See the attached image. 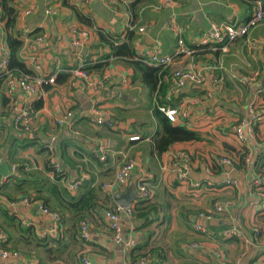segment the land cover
I'll use <instances>...</instances> for the list:
<instances>
[{"label":"crops","instance_id":"1","mask_svg":"<svg viewBox=\"0 0 264 264\" xmlns=\"http://www.w3.org/2000/svg\"><path fill=\"white\" fill-rule=\"evenodd\" d=\"M30 1L38 3L40 7L37 12L26 18L23 24L19 22V14L14 9L12 0L10 6L16 13V28L22 33L26 30L22 35L26 37L31 31L39 29L34 36L26 37L28 41L40 35L42 30L45 32L44 42L33 47L32 52L40 58L43 73L51 69L54 58L62 68L69 64L72 51L69 48L70 37L66 27L70 24L83 27L89 32L90 45L86 51L96 44L94 29L110 36L118 34L122 38L126 28L134 27L136 39L132 46L136 58L147 51L168 55L174 50L175 40L179 37L185 45H193L209 31L212 23H220L229 18L231 23L239 24L252 10V6L247 8V3L243 0H175L178 7L173 10L153 12L150 9L144 12L141 7L137 13L138 18L134 21L128 11L132 0H89L88 5L82 8L74 7L68 0H49V6L57 11L56 16L45 15L40 0ZM67 6H72L91 21L92 27L78 23ZM171 13L174 14L175 26L180 31L178 35H173L165 26ZM3 24L4 21L0 19L2 41L5 37ZM149 24V30L141 34L137 32L138 27ZM145 37L150 38L147 40L150 45L142 43ZM248 40L257 44L253 53L245 51ZM121 42L122 39L117 41L118 44ZM25 68L32 73L30 66L25 65ZM178 68L200 70L202 84L187 83L181 89H173L169 74ZM209 68L215 69L210 73ZM161 71L163 81L169 86L167 97L171 95L173 99H177L178 94L182 96L177 105L208 90L211 74H221L224 77L217 95L192 106L183 121L186 124H181L185 129L199 134L200 141L176 144L161 156H155L148 151L155 122L145 106L143 111L150 116V125L142 131L146 135L143 140L127 142L129 136L141 134L126 126L123 129L121 125L125 123L117 122L116 112L124 110L123 106H129L128 97L133 96L135 90L140 91L144 99H135L139 107L137 111L141 110L144 102L146 103V90L137 82L131 83V70L118 60L109 58L101 75L90 73L92 77L106 76L102 88L91 99L69 88L67 82L62 85L53 84L49 89L45 87L44 102L36 110L32 130L26 135L12 129L10 105L27 103L30 98L17 90L7 89L5 80L10 76V72L0 73V164L21 168L14 175L16 178L7 183L5 192L12 199H18L20 192H16L14 185L20 180L28 193L37 198L35 200L44 199L47 207L63 214L62 224H58L54 229L52 223L43 218L34 205L9 209L0 204V210L6 209L7 214L16 220L9 222L0 211V229L4 232L3 245L6 249L17 250L19 254L18 259L0 261V264H79L77 257L80 250H85L93 263L125 264L130 248L125 249L122 245L111 242V233L102 214L106 207L114 205L112 196L115 193H125L128 186L135 184L138 178L143 179L151 191L149 201L160 207L157 214L159 221L148 228L152 231L148 247L162 248L165 258L161 264H264V250L256 251L247 259L245 256L241 258V253L245 251L242 241H224L217 238L220 230L231 227L242 230L249 238L248 231L252 227L261 229L264 234V119L254 127L253 168L243 170L241 167L240 158L246 148L234 141L231 131L232 125L245 114L247 101L253 97L256 99L257 91L264 87V21L251 30L247 39L228 44L226 53L208 51L182 56ZM252 74L255 76L251 82L240 83L241 78ZM19 76L20 74L11 77ZM123 80L125 83H122ZM230 89H235L241 94L240 99L236 100L244 103L242 106L225 98ZM2 99L7 101L6 107L1 105ZM91 103L104 108L107 116L118 125L116 130L94 126L83 116ZM66 110L74 112L73 118L70 119L71 127L59 129L54 126L52 119ZM51 139L63 172L56 181L45 169L46 154L44 150L42 152L43 145ZM101 142L108 143L111 153H114L108 154L104 162H99L93 153L96 145ZM126 148H129V153L138 160V165L133 169L125 186L108 192L102 185L111 183L120 160L117 153ZM178 152L188 155L189 159L187 162H180V167L186 171L190 182L198 183L197 188L177 180V174L172 171L170 160ZM225 155L232 159L235 167L237 166L234 174L236 188L225 186L220 171L214 174L210 168L209 160H213L214 165L219 167L217 157ZM259 176L262 183L258 188H254L252 180ZM75 180H80L81 185L71 194L66 191V187ZM47 187L55 188L52 195L46 190ZM90 189L93 191L89 208L77 211L78 207L75 205ZM3 198L0 197V203L5 201ZM214 202H228L231 206L214 220L202 222L204 234L195 232L192 228L193 216L197 212L207 211ZM77 216H83L88 223L90 240L87 243L80 242L77 238ZM21 218L31 224L30 229L34 237L19 230L18 221ZM134 227V220L131 224L125 218L120 220L121 235L125 239L131 230L137 240L139 234L134 231ZM188 243H197V247L187 250Z\"/></svg>","mask_w":264,"mask_h":264},{"label":"built area","instance_id":"2","mask_svg":"<svg viewBox=\"0 0 264 264\" xmlns=\"http://www.w3.org/2000/svg\"><path fill=\"white\" fill-rule=\"evenodd\" d=\"M43 8V13L49 16H56L57 11L53 7L49 6V0H40ZM106 2V0H101ZM76 8H82L88 5L89 0H68ZM14 9L19 14V22L23 24L24 20L30 15L38 11L40 5L36 2L30 0H12ZM178 7V3L175 0H157V2L150 6L151 11L160 10H173ZM263 9L260 1H255L253 8L251 10L250 16L244 23L235 24L231 23V19L227 18L220 23H212L210 29L204 36L194 44L195 47L205 48L207 51L212 53H226L227 46L237 40H245L249 37V33L255 27H257L263 17ZM166 28L173 34H180L179 29L175 26L174 14L171 13L169 18L165 23ZM151 28L149 25H143L138 27V33H144L146 30ZM128 29H132L128 27ZM22 32V31H21ZM66 32L69 39V48L72 51L70 56L69 64L66 68H62L59 62L54 58L51 62V69L46 70L44 73L42 71V63L40 58L33 52V47L41 45L45 40V32L42 33L32 40H27L24 35H22V47L18 51V58L28 67L32 68L31 75L20 74L18 78H10L9 76L5 80V86L9 90H17L22 94L26 95L30 100L25 103L22 102L21 105L12 103L10 105L11 115V126L12 129L19 134H29L32 130L33 123L36 118V111L32 107V103L35 101L44 102L45 87L54 84L57 74L64 73L67 75V85L72 90L76 91L78 94H82L91 99L94 94H96L103 86L106 76L92 77L87 73L84 68L93 63L94 59H84V55L81 54L83 49L88 48L90 45L89 32L77 25L70 24L66 27ZM26 30H23L22 34H25ZM2 33L0 31V73L7 74V58L8 52L4 42L2 41ZM257 44L254 41L248 40L245 45V51L253 53L256 50ZM195 51L188 48L179 37L176 40V46L170 55H160L155 51H147L142 53L140 56L136 57L135 60H139L141 63L148 67H161L166 68L170 66L174 61H177L182 56H191ZM215 68H209L211 70ZM255 74L246 75L240 79L241 84L246 82H251ZM224 81L223 75H212L210 76L209 89L204 90L199 96L190 97L181 101L175 107H161L158 111L163 114L165 119L171 124L183 123L187 118L188 111L195 104L201 103L203 101L209 100L215 97L220 91L221 85ZM169 82L173 89L178 90L186 86L187 83L194 85H201L203 82V77L200 70H193L191 68H178L171 71L169 76ZM122 83H125L123 80ZM256 99L253 97L249 99L245 105V114L237 119L234 126L232 127V136L234 141L246 148V152L242 159V166L244 169L253 168L252 153L253 146L255 143V133L254 127L256 124L260 123L264 119V87L259 89L256 93ZM10 113V114H11ZM74 116V112L71 110H66L63 113L57 114L53 117L52 122L57 128L71 127L70 119ZM83 116L88 118L92 125L97 127H105L111 129L115 125L110 121L107 116V112L100 105H95L91 103L89 107L83 113ZM112 130V129H111ZM139 141V137L136 135H131L127 138V142ZM44 148L48 153L47 162L51 167L53 173H58L61 171L59 162L54 155V147L52 139L45 143ZM94 156L99 162H104L106 156L111 153L109 144L106 142L98 143L93 151ZM120 157L119 163L113 173V178L111 183H106L102 185V188L108 192H111L114 188H122L126 185L131 177L133 169L138 165V160L135 157L129 155V148L123 149L117 153ZM189 159L188 155L184 152H178L171 157L170 167L177 175V180L181 182H186L189 186L197 188L198 183L190 182L187 179L186 171L182 170L180 167V162H187ZM217 164L220 168V175L222 183L225 186L232 188L237 187V181L234 178V174L237 169L234 167L231 159L225 156L217 157ZM17 168L15 165H9V172L6 176L0 179L3 181L9 175L16 172ZM259 176L252 180V185L254 188H258L262 179ZM81 181L75 180L68 184L66 191L69 193H75L80 187ZM136 198L139 200H147L151 197V191L147 187L145 181L138 178L135 183ZM264 202V201H263ZM34 205L35 209L39 214L47 219L55 229L56 223L58 221V215L55 212H50L47 208H44L39 202H29L26 198H20L12 202H7L5 204L9 209H14L17 207H29ZM228 202L219 203L214 202L209 207L207 211L197 212L192 218V228L195 232L205 233V228L202 226V222H209L215 219V217L220 216L222 213L226 212L230 208ZM262 208H264V203H262ZM125 218L129 224L133 221L132 215V205L126 208H119L114 206L113 210L103 211V219L106 221L108 230L111 233L110 240L115 245H122L125 249L132 248L135 243V237L133 232L128 231V236L125 241H122V235L120 230V220ZM18 226L22 229L30 228L31 224L26 222L24 219H19ZM257 227H252L248 233H250V238L247 237L242 230L231 227L225 228L218 232L217 238L219 240H230L234 239L237 241H242L244 244L245 251L241 253V258L245 256L247 259L253 253L258 250H264V234L261 233ZM4 232L0 229V245L3 242ZM77 237L80 242L87 243L90 240V232L88 223L82 220L77 225ZM197 247V243H188L186 245L187 250H194ZM250 251V252H248ZM249 255L247 256V254ZM218 257H220L218 255ZM19 255L15 251H10L7 249L0 248V261L16 260ZM78 263L79 264H103V263H93L85 250L78 253ZM125 264H150L148 259L133 260L128 262L126 259Z\"/></svg>","mask_w":264,"mask_h":264},{"label":"trees","instance_id":"3","mask_svg":"<svg viewBox=\"0 0 264 264\" xmlns=\"http://www.w3.org/2000/svg\"><path fill=\"white\" fill-rule=\"evenodd\" d=\"M156 1L155 0H132V2L128 6V11L131 13L133 20L135 21L138 18L137 13L141 7H143L144 12H148L149 7L152 4H154ZM255 1H260L262 9H263V13H264V0H243L244 3H247L246 6L249 9L251 6L253 8V4ZM10 2L11 0H0V19L4 21V24H3V30L5 32L4 43L6 45V49L8 52L6 69L7 71L10 72L9 74L10 77L11 76L17 77L19 74L31 75L29 71H27V69L25 68V65L18 58V51L22 45V33L20 30L16 28V13L10 6ZM144 3H145V7L143 6ZM68 8L73 12L72 15L75 17V20L78 23L86 27H89V28L92 27L93 23L91 21H89L87 18L82 16L78 11L74 10L72 6ZM249 16L250 15H248L246 18H248ZM246 18H244L241 21V23H244L247 20ZM263 21H264V15L261 19L260 24ZM130 24L132 25L133 23H130ZM133 28L134 27H132V29L126 28L123 32L122 38H120V35L118 34L116 36H110V35L104 34L103 32L97 29H94V35L96 36V39H97L96 44L92 45V48H90L89 51H86V55L84 56L85 60L89 58H93L94 62L87 65L84 68V70L89 74L93 73L95 75H101L104 72L106 61L109 58H114L115 60H118V62L121 63L124 67H128L131 70V73H132L130 77L131 83L137 82L141 86H143V88L146 90L145 107L147 110L150 111L151 117L153 118L155 122V126L153 128L152 135L150 137L151 143H150V146H148V151L150 152V154L154 153L155 156H161L163 153H165L168 149H170L176 144L199 142L200 141L199 134H197L196 132L187 130L179 124L169 123L165 119L163 114H161L158 111V108H161V107H175L177 103L180 101L182 96L178 94L177 99H173L171 95L169 96V98L167 97L169 86L163 81V78H162L163 73L161 71L164 68L148 67L144 65L143 63H141L139 60H135V54L133 51L132 42L136 38L134 36ZM38 31L39 29H35L31 31L29 34H27L26 37L29 38V37L34 36ZM120 39H122V42L118 44L117 41L119 42ZM175 43H176V40H175ZM187 47L195 51L193 55H197L200 52H208L205 48L195 47L194 44L189 45ZM66 81H67V75L64 73H59L57 74L55 78L53 86H55V84L62 85ZM49 88L50 86H48V89ZM1 105L3 107H6L7 101L2 99ZM40 106H41V102L39 101H35L32 103V107L35 111L38 110ZM110 121L116 125L115 121L112 118L110 119ZM108 130H111V129L108 128ZM135 131L137 132V130ZM140 134H141L140 136L136 135L139 137V141L146 138V135L144 134V132H141ZM44 145H43L42 152L44 150L46 154L45 169L46 171L52 174L53 180L56 181L58 180L59 177L62 176L63 172L62 171L58 173L52 172V169L48 165V162H47L48 153L46 149L44 148ZM244 154L245 153H243L240 158V162H241L240 164L242 168H243L242 159L244 157ZM54 155L56 156L55 150H54ZM129 155L131 156L130 153ZM225 157H229V156L225 155ZM209 165H210V168L213 170L214 174L220 171L219 167H216L214 165L213 160H209ZM234 167H235V164H234ZM19 169L21 168L20 167L17 168V170ZM17 170H16V173H17ZM15 174L9 175L3 181H1L0 197H4L3 199L5 201H3L0 204H3L4 206L7 202H12V201L17 200V199H12V197L9 196V194L5 192V187L7 183L10 180H14L16 178L14 176ZM14 188L16 192H20V195H19L20 197L18 199L26 198L29 202L41 203V205L44 208H47L48 211L55 212L58 215V221L56 223V226L58 224H62L63 214L57 212L55 209H51L47 207L44 202V199H41L43 202L39 200H35L37 198L31 196V194L28 193V191L26 190V186L25 185L22 186L20 180L16 181ZM46 190L52 195L55 188L47 187ZM92 191L93 189H90L87 192L86 196L81 197L79 199V201L75 205L76 207H78L77 211L87 210L89 208L90 195L92 194ZM149 200L150 199H147V200L137 199L132 205V215H133L134 225H135L134 231L137 234H139V236L137 237L135 246L132 247L129 250L128 255H126L128 262H131L133 260L148 259L147 257H149L152 259V260L148 259L150 264H161V261H163L165 258L164 254L162 253L163 252L162 248L160 247L149 248L148 247L150 238L152 236V231L148 230V228L154 222L159 221V217L157 214L160 208L158 205L151 203ZM58 204H61V203H58ZM71 207L73 206L71 205ZM113 209H114V206L112 205V206L106 207L104 211L113 210ZM0 211H1V215L4 218H6L9 222L16 221L13 216H10L7 214L6 209L0 210ZM163 215L165 216V214ZM82 220H84L83 216L75 217V222H77V225ZM18 228L22 233L30 234L34 237L32 230L30 228L22 229L19 226ZM230 240H234V239H230ZM0 248L6 249L3 245V242L1 243ZM7 250H10V249H7ZM10 251H15L18 254L17 250L11 249ZM81 251L82 250H80V252Z\"/></svg>","mask_w":264,"mask_h":264},{"label":"rangeland","instance_id":"4","mask_svg":"<svg viewBox=\"0 0 264 264\" xmlns=\"http://www.w3.org/2000/svg\"><path fill=\"white\" fill-rule=\"evenodd\" d=\"M154 4H152V5H154ZM143 6L145 7V3ZM150 9L151 8L149 7V10ZM145 10H147V9H145ZM62 92L64 93L65 91H62ZM138 92L135 90V93L133 92V96H129L130 98L128 97L127 101H129V106L124 107L122 105L123 106L122 108H124V110L116 112V118H117V122L119 124L125 123L123 126L121 125V127L123 129H124V126H126L127 128H132L134 130H137L138 133H141L143 131V129H147L149 127L150 116L147 113L145 114V112L143 111L144 106H145V102L142 104L141 110L137 111L139 107H138V104H136L135 99L138 98V99L144 100L142 98V96L140 95V91H138ZM226 95H227V97H225V96H223V97H225L227 100H230L232 102L236 101L238 104H241V106L244 104V103H241L240 101L236 100V99H240V96H241V94L237 90L230 89L229 92L226 93ZM181 124L185 125L186 123H181ZM227 126L229 129L230 125L228 124ZM232 126H234V125H232ZM117 127H118V125L116 124L111 129L116 130ZM37 145L39 146V143ZM132 157H134V156H132ZM21 252L23 253V251H21Z\"/></svg>","mask_w":264,"mask_h":264},{"label":"water","instance_id":"5","mask_svg":"<svg viewBox=\"0 0 264 264\" xmlns=\"http://www.w3.org/2000/svg\"><path fill=\"white\" fill-rule=\"evenodd\" d=\"M147 40H150V38L145 37V39L143 40L142 43L145 45H150V43ZM81 54L82 55L85 54L84 49L81 51ZM7 171H9V165L4 164V163L0 164V179L7 174ZM135 200H136V191H135L134 183H131L128 186L125 193H123V194L115 193L112 196V201H113L114 205L116 207H119V208H126V207L130 206L131 204H133V202ZM122 239L124 240V237Z\"/></svg>","mask_w":264,"mask_h":264},{"label":"clouds","instance_id":"6","mask_svg":"<svg viewBox=\"0 0 264 264\" xmlns=\"http://www.w3.org/2000/svg\"><path fill=\"white\" fill-rule=\"evenodd\" d=\"M21 33H22V32H21ZM3 42H4V41H3ZM4 44H5V43H4ZM5 46H6V45H5ZM21 47H22V45H21ZM21 47H20V48H21ZM84 50H85V49H84ZM85 55H86V54H85ZM19 60H20V59H19ZM9 77H10V76H9ZM10 78H11V77H10ZM136 142H138V141H136ZM15 166H16V165H15ZM16 168H17V167H16ZM15 173H16V172H15ZM15 173H14V174H15ZM135 183H136V182H135ZM134 185H135V184H134ZM135 191H136V190H135ZM150 198H151V197H150ZM150 198H149V199H150ZM136 200H137V198H136ZM136 200H135V201H136ZM135 201H134V202H135ZM134 202H133V203H134ZM131 205H133V204H131ZM113 206H115V205H113ZM102 216H103V214H102ZM133 220H134V219H133ZM107 228H108V227H107ZM122 237H123V236H122ZM122 240H123V239H122ZM123 241H125V238H124ZM135 244H136V243H135ZM134 246H135V245H134ZM134 246H133V247H134ZM130 249H131V248H130Z\"/></svg>","mask_w":264,"mask_h":264}]
</instances>
